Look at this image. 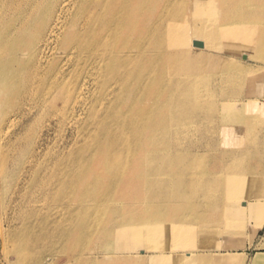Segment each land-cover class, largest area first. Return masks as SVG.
Masks as SVG:
<instances>
[{"label":"bare ground","instance_id":"bare-ground-1","mask_svg":"<svg viewBox=\"0 0 264 264\" xmlns=\"http://www.w3.org/2000/svg\"><path fill=\"white\" fill-rule=\"evenodd\" d=\"M257 35L264 0H0L10 264H264L244 251L264 247V109L244 97L264 76L239 59ZM42 113L74 135L14 172Z\"/></svg>","mask_w":264,"mask_h":264},{"label":"rangeland","instance_id":"rangeland-1","mask_svg":"<svg viewBox=\"0 0 264 264\" xmlns=\"http://www.w3.org/2000/svg\"><path fill=\"white\" fill-rule=\"evenodd\" d=\"M258 39L259 36L257 35L256 46L253 48L246 47V54H242L239 57L240 61L246 66V77L249 74L264 76V44L259 43ZM235 70L238 72L239 68H236ZM244 97H246V112L251 110V107L255 105H260L264 109V92H259V93L246 92ZM58 107H60L59 103H58ZM12 109L13 108L10 106L4 107V109L2 110V114L0 115V124L5 123L7 115L10 113V110ZM46 109H48L47 106ZM262 122L264 123V120H262ZM26 129L28 131V134L23 138L22 145L20 147L21 152H19L17 156L14 155L13 153L8 154L10 158L8 167L12 169L14 172H16V170L20 168V167H16L15 165H12V163H14L15 157L17 159H22L24 165H27V161L30 158L29 157L30 151H33L34 149L39 150L41 147L49 148V146L51 145L58 146L59 141L66 142L70 137L74 135V131L69 129L67 125L64 126L63 128L57 127L55 125H53V127L50 126L48 123V117L44 113H42L39 116H34V115L31 116V118L27 122ZM8 135L9 134L7 132H3L0 135L1 144L6 141ZM49 170L50 168H46L44 172H39L38 178H43V180L47 179L48 176L50 175L49 173H47ZM8 189H9L8 192L12 193L13 186L8 185ZM44 190H45L44 187L40 186L39 184H36V186L32 188L30 192L33 191L37 194V193H42ZM45 191L55 192V190H51L48 188ZM50 205H54L52 207L54 210L59 209L58 203L53 202ZM252 220L253 219H248V223H251ZM262 234H264V226L259 231L256 237L259 238L261 237ZM245 249L246 250L244 251L246 252L247 257H254L256 255H260L261 258L259 260H261L262 262V259L264 257V247L255 248L248 246ZM63 258L64 257H62L59 254L50 262V264H59L63 261ZM14 259H15V253L12 250V245L9 242H6V236H4L0 231V264H7V263L10 264L14 261ZM215 260L216 257L212 256V261L214 262Z\"/></svg>","mask_w":264,"mask_h":264}]
</instances>
